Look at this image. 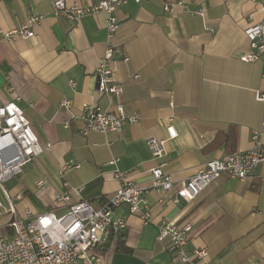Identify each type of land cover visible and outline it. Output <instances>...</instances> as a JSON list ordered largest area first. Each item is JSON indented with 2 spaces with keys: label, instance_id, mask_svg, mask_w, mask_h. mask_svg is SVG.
<instances>
[{
  "label": "crops",
  "instance_id": "1",
  "mask_svg": "<svg viewBox=\"0 0 264 264\" xmlns=\"http://www.w3.org/2000/svg\"><path fill=\"white\" fill-rule=\"evenodd\" d=\"M56 0H0V103L16 101L40 142L49 151L27 164L7 183L11 195L23 194L19 216L67 208L55 195L84 186L82 196L95 207L120 187L116 173L137 184L150 185L156 161L148 139H168L165 172L177 182L187 181L209 161L223 159L251 147L254 132L264 143V59L243 63L249 51L244 30L264 22V0H128L116 16L121 28L108 39V16H83L79 23L55 18ZM88 6L95 0H64ZM182 3L174 15L165 4ZM202 11L197 16L185 11ZM32 16L41 17L35 37L6 39ZM118 97L99 91L97 70L108 48ZM139 78H136V77ZM66 99L69 109L60 105ZM124 106L137 115L120 134L80 133L83 105L112 110ZM80 165L64 175V164ZM47 184L40 190L36 181ZM174 192L150 190L146 195L152 221L144 225L121 206L115 215L127 229L112 247L93 251L96 259L78 264H182L168 250L170 240L158 241L162 221L192 226L186 250L206 248L208 264H264V164L250 180L223 174L193 202H173ZM5 207L8 202L0 189ZM11 217L0 210V238H11Z\"/></svg>",
  "mask_w": 264,
  "mask_h": 264
},
{
  "label": "built area",
  "instance_id": "2",
  "mask_svg": "<svg viewBox=\"0 0 264 264\" xmlns=\"http://www.w3.org/2000/svg\"><path fill=\"white\" fill-rule=\"evenodd\" d=\"M126 1L128 0H95L84 7L79 4L67 5L64 0H56L52 3V8L55 18L62 17L76 24L83 16L105 13L108 16V39L112 40L121 28V21L116 13ZM134 1L139 4L144 0ZM182 6V3L165 4L164 11L174 15L176 7ZM184 8L190 14L204 16L202 11ZM40 20L41 17L32 16L19 29L2 34L6 39L33 38L34 29ZM244 35L249 42V51L244 52L240 61L245 64L264 59V22L249 25L244 30ZM113 55L114 50L110 46L97 70L98 88L102 94L118 97L121 88L116 83L111 68ZM19 99L17 96L16 101ZM256 99L264 102V94L259 91ZM16 101L0 103V189L8 202L5 207L0 198V210L11 217L9 226L13 230L11 238H0V264H78L79 259L91 262L96 259L93 257L95 249L112 247L114 240L126 231L127 223L115 215L121 206H127L130 214L139 216L145 225L152 221L151 207L146 198L150 190L174 192V203H190L198 199L223 174L244 182L250 180L256 169L264 164V143L261 141V134L254 132L249 149L209 161L189 180L177 182L165 172L167 163L163 161L167 141L177 137L172 130L168 133V139H148L151 154L159 161L150 171L152 178L149 186L134 183L127 173L118 171L116 178L120 181L119 189L101 200L99 207H95L82 196L85 187L80 186L71 190L79 198L77 204L72 203L71 194L68 192L55 195L56 203L67 208L64 215L57 216L53 212L35 215L27 209L22 217L19 216L16 206L24 198L23 194L11 195L7 183L21 175L27 164L49 151L52 144L43 145L40 142ZM60 106L69 109L71 102L64 99ZM81 111L79 119L83 126L80 133L84 136L90 133L120 134L126 123L135 124L139 120L137 115H128L120 103L112 110H102L98 106L85 104ZM79 167L78 163L70 161L64 164L60 174L64 175ZM35 184L42 190L47 183L39 179ZM191 233L190 224L177 225L162 221L158 227V241L170 240L168 250L182 264H208L210 254L206 248H194L190 252L186 250Z\"/></svg>",
  "mask_w": 264,
  "mask_h": 264
}]
</instances>
